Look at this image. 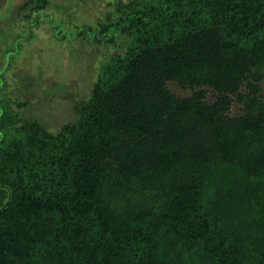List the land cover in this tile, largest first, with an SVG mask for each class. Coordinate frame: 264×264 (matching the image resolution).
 Masks as SVG:
<instances>
[{
    "label": "trees",
    "instance_id": "trees-1",
    "mask_svg": "<svg viewBox=\"0 0 264 264\" xmlns=\"http://www.w3.org/2000/svg\"><path fill=\"white\" fill-rule=\"evenodd\" d=\"M107 4L58 119L0 91V264H264V0Z\"/></svg>",
    "mask_w": 264,
    "mask_h": 264
},
{
    "label": "rangeland",
    "instance_id": "rangeland-1",
    "mask_svg": "<svg viewBox=\"0 0 264 264\" xmlns=\"http://www.w3.org/2000/svg\"><path fill=\"white\" fill-rule=\"evenodd\" d=\"M71 1L51 0L47 10L32 13L30 20L21 18V13V19H16V10L14 15L0 13V19L6 18L5 29L0 28V91L6 90L17 101L25 100L22 106H16L15 100L12 105L45 122L58 119L63 99L87 88L90 76L95 79L91 70L101 55L98 58L95 53L93 34L79 37L77 32L82 23L95 24V16L109 8L110 0ZM55 33L63 37L56 38ZM27 81L30 87L24 89ZM231 109L236 111L235 106Z\"/></svg>",
    "mask_w": 264,
    "mask_h": 264
},
{
    "label": "flooded vegetation",
    "instance_id": "flooded-vegetation-1",
    "mask_svg": "<svg viewBox=\"0 0 264 264\" xmlns=\"http://www.w3.org/2000/svg\"><path fill=\"white\" fill-rule=\"evenodd\" d=\"M28 0H0V13L3 14V15H14V11L16 10V19H26L27 17L29 18V20L31 19V15L32 13L34 12H30L31 9L28 10V8H25V10L23 9L22 11H20V7H22ZM51 1V0H50ZM112 1V0H111ZM52 4V3H51ZM48 7V6H47ZM47 7H44L42 9L43 10H47ZM12 8H14L12 10ZM33 10V9H32ZM59 10H61V8L59 7ZM58 11H56L57 13ZM22 14V17L20 18L19 17V14ZM28 13V14H27ZM27 14V15H26ZM53 14V13H52ZM18 21V20H17ZM75 25H80L78 23V21H74ZM84 23H82V26H83ZM6 27V18H2L0 19V28L1 29H5ZM52 34L53 31H52ZM56 36V33L55 35ZM56 38H59L56 36Z\"/></svg>",
    "mask_w": 264,
    "mask_h": 264
}]
</instances>
